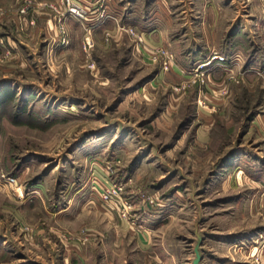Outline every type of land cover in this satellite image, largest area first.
<instances>
[{
  "label": "rangeland",
  "instance_id": "1",
  "mask_svg": "<svg viewBox=\"0 0 264 264\" xmlns=\"http://www.w3.org/2000/svg\"><path fill=\"white\" fill-rule=\"evenodd\" d=\"M74 1L0 0V264H264V0Z\"/></svg>",
  "mask_w": 264,
  "mask_h": 264
},
{
  "label": "built area",
  "instance_id": "2",
  "mask_svg": "<svg viewBox=\"0 0 264 264\" xmlns=\"http://www.w3.org/2000/svg\"><path fill=\"white\" fill-rule=\"evenodd\" d=\"M66 4L68 5V9L71 13H73L74 15H76V17H81L84 18V14H82V6H80V4H78L77 2H75L74 0H66ZM21 12H24V10H21ZM84 12V11H83ZM227 59L225 58V56H223L222 54H220L217 51H211L209 52L205 63H202L201 66H207L212 62H215L217 64H224L226 63ZM100 196L102 201L107 202L111 199L116 198L118 195L121 194V186L117 185L116 186H107V185H103L100 186ZM119 206L122 209V215L124 216L126 214V212L124 211V204L122 202H119Z\"/></svg>",
  "mask_w": 264,
  "mask_h": 264
},
{
  "label": "water",
  "instance_id": "3",
  "mask_svg": "<svg viewBox=\"0 0 264 264\" xmlns=\"http://www.w3.org/2000/svg\"><path fill=\"white\" fill-rule=\"evenodd\" d=\"M193 253L195 254V257L193 258L191 264H200L202 255L198 251V245L194 247Z\"/></svg>",
  "mask_w": 264,
  "mask_h": 264
},
{
  "label": "crops",
  "instance_id": "4",
  "mask_svg": "<svg viewBox=\"0 0 264 264\" xmlns=\"http://www.w3.org/2000/svg\"><path fill=\"white\" fill-rule=\"evenodd\" d=\"M50 23V22H49ZM49 23H48V25H49ZM52 24V23H51Z\"/></svg>",
  "mask_w": 264,
  "mask_h": 264
}]
</instances>
